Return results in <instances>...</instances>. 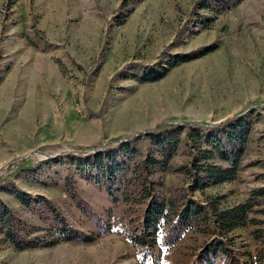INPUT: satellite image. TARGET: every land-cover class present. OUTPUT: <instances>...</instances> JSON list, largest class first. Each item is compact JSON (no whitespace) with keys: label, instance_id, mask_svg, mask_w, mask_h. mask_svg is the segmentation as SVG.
Here are the masks:
<instances>
[{"label":"rangeland","instance_id":"374dc122","mask_svg":"<svg viewBox=\"0 0 264 264\" xmlns=\"http://www.w3.org/2000/svg\"><path fill=\"white\" fill-rule=\"evenodd\" d=\"M237 127L234 178L192 193L220 210L253 201L229 251L201 260L199 230L135 248L148 181L186 187L173 169L193 145ZM1 208L38 243L55 215L89 241L20 250L0 225V264H264V0H0Z\"/></svg>","mask_w":264,"mask_h":264},{"label":"trees","instance_id":"16d2710c","mask_svg":"<svg viewBox=\"0 0 264 264\" xmlns=\"http://www.w3.org/2000/svg\"><path fill=\"white\" fill-rule=\"evenodd\" d=\"M211 1L218 5L219 12L235 6L240 0ZM174 65L175 63H172L169 67ZM194 133L192 130V134ZM247 133V129L237 127L226 136L225 143L215 139L210 148H200L198 145H193L196 150V157L192 158L188 165L173 169V172L180 173L189 179L190 182L186 187L175 185L161 191L160 183L148 181L149 186L146 192L148 201L143 212L141 228L136 236L131 237V242L135 248H141L144 245L151 246L157 243L156 240H158L159 247L168 248L186 232L199 230L210 234L198 251L201 260H208L217 251L222 254L229 251L222 238L226 239V233L245 224L247 212L253 205V201L248 198L249 200L247 199L245 202L220 210L214 204L206 206V204L194 201L192 193L198 189L203 195L202 190L205 186L234 178ZM214 157L224 161L226 166L222 167L208 162ZM169 158L170 154L165 157L162 166ZM147 160L152 165L158 163L152 158ZM72 197L83 212L93 219L96 226L100 227L99 220L91 215L88 205L76 193H73ZM209 203L207 202L208 205ZM0 225L3 229L4 240L20 250L36 246H49L54 244L56 240L76 243L89 241V237L71 228L59 215H55L49 221L48 228V235H56V238L41 243L35 241V237H28L27 234L23 233L16 226L12 213L7 209H0Z\"/></svg>","mask_w":264,"mask_h":264}]
</instances>
